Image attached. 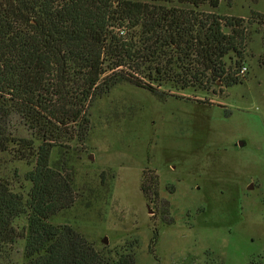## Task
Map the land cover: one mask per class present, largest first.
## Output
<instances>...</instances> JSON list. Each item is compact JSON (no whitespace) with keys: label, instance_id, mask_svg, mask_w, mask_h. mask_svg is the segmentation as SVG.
<instances>
[{"label":"rangeland","instance_id":"1","mask_svg":"<svg viewBox=\"0 0 264 264\" xmlns=\"http://www.w3.org/2000/svg\"><path fill=\"white\" fill-rule=\"evenodd\" d=\"M202 10L243 20L240 68L223 60L237 84L205 75L186 89L157 88L165 96L118 84L90 108L83 140L50 154L52 168L71 174L75 202L49 223L96 250L132 251L135 264H264V0ZM14 124L12 134L30 137ZM31 169L0 153V178L24 197ZM22 250L19 241L0 264H23Z\"/></svg>","mask_w":264,"mask_h":264},{"label":"trees","instance_id":"2","mask_svg":"<svg viewBox=\"0 0 264 264\" xmlns=\"http://www.w3.org/2000/svg\"><path fill=\"white\" fill-rule=\"evenodd\" d=\"M218 5L0 0V153L32 165L26 197L0 178V258L23 241V264H135L132 251L96 250L70 226L49 223L75 202L71 174L52 168L50 154L83 140L90 108L118 84L162 96L157 88L186 89L205 75L237 84L223 60L234 56L240 68L244 23L202 10ZM16 119L30 137L11 133ZM19 217L26 220L20 231Z\"/></svg>","mask_w":264,"mask_h":264},{"label":"water","instance_id":"3","mask_svg":"<svg viewBox=\"0 0 264 264\" xmlns=\"http://www.w3.org/2000/svg\"><path fill=\"white\" fill-rule=\"evenodd\" d=\"M241 145H242V143H241V142H239V146H241ZM90 158H91V157H90ZM250 187H251V186H249V188H250ZM103 243H105V244L107 243V240H106V238H104V239H103Z\"/></svg>","mask_w":264,"mask_h":264},{"label":"built area","instance_id":"4","mask_svg":"<svg viewBox=\"0 0 264 264\" xmlns=\"http://www.w3.org/2000/svg\"><path fill=\"white\" fill-rule=\"evenodd\" d=\"M243 71H244V68H242L240 72L242 73Z\"/></svg>","mask_w":264,"mask_h":264}]
</instances>
